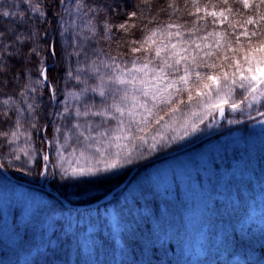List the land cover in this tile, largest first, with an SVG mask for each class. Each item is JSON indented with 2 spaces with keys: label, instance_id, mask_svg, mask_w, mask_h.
Wrapping results in <instances>:
<instances>
[{
  "label": "snow or ice",
  "instance_id": "1",
  "mask_svg": "<svg viewBox=\"0 0 264 264\" xmlns=\"http://www.w3.org/2000/svg\"><path fill=\"white\" fill-rule=\"evenodd\" d=\"M257 128L264 130V0H0V178L61 212L65 201H106L90 237L97 253L115 250L116 235L133 250L153 240L151 223H141L151 217L138 219V211L159 217L154 185L140 184L131 203L121 204L127 188L107 200L130 175L129 185L162 158L234 133L246 140ZM90 190L97 195L70 199ZM57 204L31 213L19 249L31 251L29 224L44 223ZM23 212L13 210V224ZM79 220L72 231L71 221L55 220L32 264L70 258L74 240L79 261L89 227ZM224 239L235 254L251 247L240 232Z\"/></svg>",
  "mask_w": 264,
  "mask_h": 264
},
{
  "label": "rangeland",
  "instance_id": "2",
  "mask_svg": "<svg viewBox=\"0 0 264 264\" xmlns=\"http://www.w3.org/2000/svg\"><path fill=\"white\" fill-rule=\"evenodd\" d=\"M240 136V133L226 135L198 151H186L173 158H162V162L142 172L139 179L131 185L127 183L119 191L113 192L117 188L115 187L109 200L127 188L120 197L121 204L126 197L131 203V197L138 186L151 183L159 193V217L176 216L178 219L171 223L174 232H178L184 240L181 249L183 264H206L219 259H226L229 264H246L247 256L235 254L231 244L226 243L224 238L227 236L230 239L233 231L254 238L264 235V130L255 129L246 140H242ZM237 148L239 159L233 156V149ZM214 165H219V168ZM135 175L136 173L133 176ZM47 191L58 197L53 189L48 188ZM68 191L72 193L75 189L70 188ZM94 195L97 192L90 190L86 195H71L70 199L86 200ZM53 204L57 202L38 191L27 192L25 188L16 187L15 181L0 178V264H32L37 254L47 246L46 241L55 220L71 221L74 225L79 214L76 211L90 210L79 215L98 216L95 210L100 206L77 209L78 206L67 203L64 205L68 210L61 212L57 204L54 214L44 215V223L29 224L30 236L34 237L28 245L31 251L19 249L17 242L23 236L31 213L38 207ZM16 207H23L24 212L17 218V223L13 224L12 213ZM140 212L147 216L152 210L146 207ZM99 215L108 213L101 209ZM159 217L154 218L158 221ZM161 220L159 218L158 222H162ZM89 228L90 225L84 234H88L90 238ZM115 238L117 247L115 250L110 248L112 252H117L120 247L119 235ZM72 252H76L75 241L70 258L65 256L58 264H77ZM102 262L104 263L100 264H117L119 259L115 258L116 263H107L106 260Z\"/></svg>",
  "mask_w": 264,
  "mask_h": 264
},
{
  "label": "trees",
  "instance_id": "3",
  "mask_svg": "<svg viewBox=\"0 0 264 264\" xmlns=\"http://www.w3.org/2000/svg\"><path fill=\"white\" fill-rule=\"evenodd\" d=\"M89 211L90 210H79L76 211V213L82 214ZM138 212H140V210ZM147 216L151 217L150 221H141V223H151L153 228V240L151 241V243L146 244L144 251H141L140 248H136L134 250L131 248H125L124 245L120 242L119 238L120 247L117 248V252H112L110 248H101L97 253L93 248V239L89 238L88 234H84L85 232H81L80 244L82 250L79 253V261L77 257V251L74 253L72 252L75 258L74 262H78L79 264H100L104 263L102 262V260H106L107 263L112 261L113 263H116L114 262V260L117 257L119 259V262H117V264H183L181 249L184 240L183 237L178 234V232H174V227L172 225V223L178 220L177 217L160 216L159 218H162V222H158L159 218L157 221L152 213ZM96 217L97 216H80L79 224L80 226H83L85 223H89L90 233H93L97 230L100 224V221L97 220ZM93 220H95L97 226L96 228L92 227L90 224V222ZM72 226L75 227L76 224ZM126 227L131 228L134 227V225H127ZM70 230L71 229H69V231ZM104 234L106 236L108 235L107 230H105ZM145 235L147 236V230H145ZM245 237L251 240V247L247 250V258L245 260V263L264 264V251H261V249H264V235L261 234V236L259 235L257 238L248 235H246ZM95 243L98 244L99 241H95ZM153 248L155 249V251H152ZM89 255L90 257H88ZM67 258L69 259V257ZM206 264H229V262L226 259H219L208 262Z\"/></svg>",
  "mask_w": 264,
  "mask_h": 264
},
{
  "label": "water",
  "instance_id": "4",
  "mask_svg": "<svg viewBox=\"0 0 264 264\" xmlns=\"http://www.w3.org/2000/svg\"><path fill=\"white\" fill-rule=\"evenodd\" d=\"M133 175H134V173L128 177V181H130V179L132 178ZM128 181H125L124 184H122V185H120L119 187H117L113 192H117V191H119L121 188H123V187L128 183ZM52 194H53V193H52ZM53 195H54V196H57V195H55V194H53ZM110 195H111V194H110ZM110 195H108L107 200H109ZM57 198L60 199L59 197H57ZM105 202H106V201L101 200V201H100V205L103 204V203H105ZM64 204L67 205V202H64ZM96 206H98V205H97V204H90V205H87V206H78V207H76V208H77V209H86V208H92V207H96ZM68 207H72V206H69V205H68Z\"/></svg>",
  "mask_w": 264,
  "mask_h": 264
}]
</instances>
